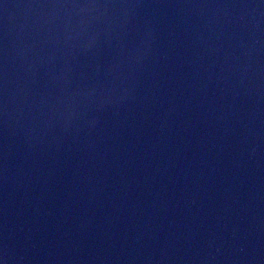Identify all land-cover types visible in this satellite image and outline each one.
<instances>
[{"label": "water", "instance_id": "95a60500", "mask_svg": "<svg viewBox=\"0 0 264 264\" xmlns=\"http://www.w3.org/2000/svg\"><path fill=\"white\" fill-rule=\"evenodd\" d=\"M0 264H264V0H0Z\"/></svg>", "mask_w": 264, "mask_h": 264}]
</instances>
